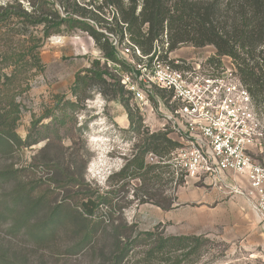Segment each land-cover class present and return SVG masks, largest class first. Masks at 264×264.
Instances as JSON below:
<instances>
[{"label":"trees","instance_id":"trees-1","mask_svg":"<svg viewBox=\"0 0 264 264\" xmlns=\"http://www.w3.org/2000/svg\"><path fill=\"white\" fill-rule=\"evenodd\" d=\"M27 1L31 9L24 8L19 0L0 4V39L9 38L12 42L11 49L2 53L0 60V154L13 155L19 148L45 142L32 164L49 170L52 190L63 191V203L43 212L45 199L36 196L34 189H14L6 200L7 205L0 203V226L16 206L22 209V214L10 223L9 232L27 236L36 247L54 242L62 229H70L78 238L75 245L78 250L99 241L111 227L114 251L105 264H124L137 246H146L144 260L173 258L175 264H183L185 259L197 257L210 242L207 236L138 232L134 224L122 219L126 207L136 200L163 210L172 209L178 199V188L186 183V173L172 162V153L182 144L168 129L151 131L146 127L142 113L131 107L129 97H125L130 92L125 89L121 76L114 72L118 68H129V63L119 54L120 46L128 36L142 55H149L160 46L162 57L168 59L182 45L197 48L212 45L216 53L210 60L231 57L257 108L264 109V0ZM109 8L115 10L112 16L107 13ZM39 26H42V37L30 29ZM77 28L93 37L105 62L95 60L89 67L77 71L71 87L72 97L56 94L53 105L33 120L23 139L17 132L21 112L17 101L20 75L24 67L44 70L40 54L43 38ZM131 58L141 60L135 53ZM3 68H11V71L4 72ZM94 87L107 98H121L129 128L139 137L132 156L109 176L111 188L108 189L87 181L88 161L80 159L82 163H79L75 152L69 158L65 152L68 149L65 141L76 143L87 129L86 124H79V114ZM158 94L166 103L172 98L171 92L162 89H158ZM45 119L49 120L45 122ZM50 150H54L55 157L45 155ZM151 153L158 161H148ZM15 170L13 165L0 168V183L9 181ZM131 180H138L139 186L134 197L125 204L126 197H121V193ZM169 184L175 185V192L166 191ZM37 217L39 219L29 224ZM26 262L22 252L12 249L0 238V264Z\"/></svg>","mask_w":264,"mask_h":264},{"label":"rangeland","instance_id":"rangeland-1","mask_svg":"<svg viewBox=\"0 0 264 264\" xmlns=\"http://www.w3.org/2000/svg\"><path fill=\"white\" fill-rule=\"evenodd\" d=\"M4 1L6 0H0V4ZM19 1L22 2L24 8L31 9L27 0ZM80 1L87 2L88 0ZM56 6L58 7L59 4ZM114 11V8L107 9L110 16ZM30 29L37 36H43L42 26ZM11 47L12 42L9 38L0 39V60L2 53L7 49L10 50ZM123 48L124 45L120 46L119 54L129 63V68L127 70L118 68L115 71L111 68L121 78L123 74L132 70L135 62L131 58V53L129 55L122 53ZM213 53H216V48L212 45L197 48L186 44L173 51L171 57L198 61L213 55ZM40 54L45 66L44 70L36 71L24 67L17 83L19 94L17 101L21 105L17 132L23 139L27 137L33 120L39 118L47 107L53 105L56 94H67L69 98L72 97L71 87L77 71L89 67L95 60L105 62L93 37L78 28L72 31L64 29L61 34L43 38ZM226 64L229 65L227 60ZM110 65L115 67L111 62ZM3 71L10 72L11 68H3ZM125 89H127L126 86ZM90 93L91 98L86 101L79 114V124H86L87 129L76 143L65 141L64 144L68 147L65 152H67L68 158L75 152L79 163H82L80 159L88 161L85 170L87 181L93 186L108 189L111 188L108 182L109 176L120 170L127 158L132 156L139 137L129 128L128 114L120 97L107 98L95 87L91 89ZM125 97H129L131 107L142 113L144 125L151 131L165 130L163 124H166L167 129L172 132L171 124L165 119L169 109L165 107L167 103L164 98L159 97L158 88L154 87L150 91V106L138 105L130 93H126ZM48 120L45 119V122ZM171 136L177 137L173 132ZM44 144L45 142H41L31 147L19 148L13 155L0 154V168L13 165L16 169L9 181L0 183V203L7 205L6 200L10 198L12 190L21 187L28 191L34 189L36 196L44 197L43 212L51 211L63 203V191L58 188L52 190L54 186H51V180H49L52 177L49 170L32 164L34 156ZM45 155L48 158L55 157V152L50 150ZM147 159L150 162L158 161V157L155 156L153 160L149 157ZM120 185L121 183L116 184V188ZM138 186V180H131L130 184L126 186L125 192L121 193V197H126L123 199V203L126 204L128 199L134 197ZM165 188L169 193L176 191L174 184H169ZM215 189L220 192L203 176H188L186 183L178 188V199L172 209L163 210L152 203L142 204L136 200L126 207L122 219L128 224H134L138 232L163 231L166 235L207 236L210 242L204 246L201 254L197 257L183 258L185 259L183 264H264V237L258 238L252 243L242 240L229 242L218 236V230L208 235L203 227L197 225V215H202L199 208L203 205V199L207 193H212ZM226 196L235 195L227 194ZM21 214L22 209L15 206L13 213L0 226V238L12 249L15 248L16 251L22 252L27 264H105L112 256L114 246L111 227L105 230L106 236L100 238L99 241L78 250L75 247L78 238L73 235V231L70 229H62L60 237L54 242L36 247L28 240L27 236L11 235L9 232L10 223ZM37 219L39 217L30 220L29 224L32 225ZM145 247L137 246L124 264H175L173 258L154 257L144 260L142 255Z\"/></svg>","mask_w":264,"mask_h":264},{"label":"built area","instance_id":"built-area-1","mask_svg":"<svg viewBox=\"0 0 264 264\" xmlns=\"http://www.w3.org/2000/svg\"><path fill=\"white\" fill-rule=\"evenodd\" d=\"M123 45V54L141 58L122 76L138 105L150 106L154 87L172 93L165 119L182 144L172 153L174 166L186 177H205L226 195L245 197L264 222V109L257 108L232 58L164 59L160 46L142 55L128 36Z\"/></svg>","mask_w":264,"mask_h":264},{"label":"crops","instance_id":"crops-1","mask_svg":"<svg viewBox=\"0 0 264 264\" xmlns=\"http://www.w3.org/2000/svg\"><path fill=\"white\" fill-rule=\"evenodd\" d=\"M261 161L264 163V154ZM199 210L202 215H197V225L208 235L218 230L223 240L250 243L264 237V222L243 196L228 197L215 189L206 194Z\"/></svg>","mask_w":264,"mask_h":264}]
</instances>
